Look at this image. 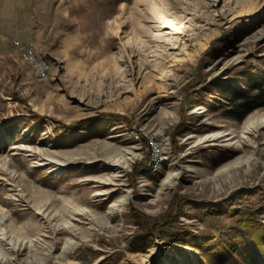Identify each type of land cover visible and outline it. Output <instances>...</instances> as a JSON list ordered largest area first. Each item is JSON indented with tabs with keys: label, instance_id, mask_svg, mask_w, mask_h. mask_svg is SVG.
<instances>
[{
	"label": "rangeland",
	"instance_id": "1",
	"mask_svg": "<svg viewBox=\"0 0 264 264\" xmlns=\"http://www.w3.org/2000/svg\"><path fill=\"white\" fill-rule=\"evenodd\" d=\"M250 63H264V0H0V124L23 122L12 139L0 128V264H199L193 236L264 221V125L241 137L264 107L232 118L222 90ZM79 120L84 139L54 140ZM223 130L236 136L200 140ZM137 162L151 168L134 177ZM131 204L172 216L145 236Z\"/></svg>",
	"mask_w": 264,
	"mask_h": 264
},
{
	"label": "trees",
	"instance_id": "2",
	"mask_svg": "<svg viewBox=\"0 0 264 264\" xmlns=\"http://www.w3.org/2000/svg\"><path fill=\"white\" fill-rule=\"evenodd\" d=\"M237 78V85L225 82L222 90H224L225 105L228 110L226 114L235 119H242L252 109L264 107V63H250L246 66ZM241 84V86H238ZM35 113V112H34ZM109 119H125V114L107 113ZM105 118V119H106ZM31 121H37L39 125L43 123L44 117L35 113L30 118ZM19 126H23L21 120L4 121L0 124V128L7 133L12 139L14 130ZM182 125L181 127H185ZM65 130L63 132L57 130L56 138L59 143L75 144L78 140L84 139L88 134L87 131H80L87 127L84 120H79L75 124L63 123ZM95 133H99L98 131ZM1 137V135H0ZM143 137L146 146H150L149 139ZM155 161L151 158L150 165ZM133 176L149 171L151 167L145 162H137L134 165ZM130 210L134 216V222L139 226L140 232L145 235H154L157 232L159 223L172 214L163 215L158 218H150L145 212L137 209L132 204ZM239 226L227 233L226 238H197L193 236L189 239L190 243L199 244L203 251L202 257L199 258V264H264V221L247 216H242L239 220Z\"/></svg>",
	"mask_w": 264,
	"mask_h": 264
},
{
	"label": "bare ground",
	"instance_id": "3",
	"mask_svg": "<svg viewBox=\"0 0 264 264\" xmlns=\"http://www.w3.org/2000/svg\"><path fill=\"white\" fill-rule=\"evenodd\" d=\"M202 109V108H200ZM198 109V110H200ZM204 112L208 111L207 106L205 105L203 108ZM202 110V111H203ZM264 125V111L260 113H254L248 117L245 121L242 130H241V137H246L249 135L250 130L253 128H258ZM231 134V135H229ZM228 135V136H226ZM226 136V138H233L236 134L232 132H228L226 130L223 131H212L206 133V135L200 137V140L209 139V138H221ZM254 159L252 157H239L228 161L222 167L218 168L213 174L210 175L213 181L220 183L222 179L232 175L233 173H238L241 169L247 170L254 164ZM4 221V218H0V224Z\"/></svg>",
	"mask_w": 264,
	"mask_h": 264
},
{
	"label": "built area",
	"instance_id": "4",
	"mask_svg": "<svg viewBox=\"0 0 264 264\" xmlns=\"http://www.w3.org/2000/svg\"><path fill=\"white\" fill-rule=\"evenodd\" d=\"M15 43H19V41L16 39ZM23 56L26 61H28L31 64V67L35 69L37 74L41 76H45L47 73V65L46 62L40 57L39 53L36 52L35 48L31 46L24 47ZM152 146H155V140L151 138ZM159 158V157H157Z\"/></svg>",
	"mask_w": 264,
	"mask_h": 264
}]
</instances>
